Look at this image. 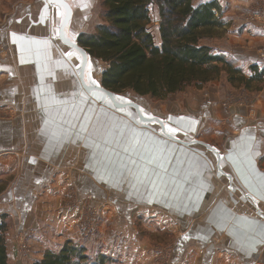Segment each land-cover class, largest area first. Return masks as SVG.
<instances>
[{"label": "crops", "instance_id": "1", "mask_svg": "<svg viewBox=\"0 0 264 264\" xmlns=\"http://www.w3.org/2000/svg\"><path fill=\"white\" fill-rule=\"evenodd\" d=\"M69 1L74 16L68 31L74 32L75 0ZM83 2L81 10L88 7ZM194 2L216 3L227 26L221 38L205 43L246 77L253 67L264 74L258 56L263 22L252 19L264 12V0ZM54 14L45 0H0V224L5 216L10 223L8 264H30L22 261L19 241L31 231L35 263L47 250L60 251L79 238L73 231L77 214L64 203L74 195L114 204L110 215L124 223V235L116 245L101 235L102 247L118 256L132 253L134 264L143 263L147 246V239L136 240V217L148 219L150 231L172 222L182 226L172 264H264V219L258 215L264 216V88L243 100L248 106L231 109L223 102L229 96L237 102L242 93L227 75L184 93L196 97L187 99L190 112L152 113L132 99L177 138L215 152L184 147L112 114L82 89L75 57L68 59L54 40ZM100 63L94 60L88 73L97 82L105 72ZM202 93L208 96L202 99Z\"/></svg>", "mask_w": 264, "mask_h": 264}, {"label": "trees", "instance_id": "2", "mask_svg": "<svg viewBox=\"0 0 264 264\" xmlns=\"http://www.w3.org/2000/svg\"><path fill=\"white\" fill-rule=\"evenodd\" d=\"M159 19L161 45L150 30L151 12ZM103 24L79 44L90 56L106 64L101 83L117 94L132 91L139 97L160 101L203 86L227 75L235 88L252 93L264 87V74L255 67L246 77L226 56L216 54L206 41L221 38L226 24L216 3L194 0H102ZM3 217L0 224V264H8ZM91 262L86 248L68 241L59 252L48 251L36 264H105Z\"/></svg>", "mask_w": 264, "mask_h": 264}, {"label": "rangeland", "instance_id": "3", "mask_svg": "<svg viewBox=\"0 0 264 264\" xmlns=\"http://www.w3.org/2000/svg\"><path fill=\"white\" fill-rule=\"evenodd\" d=\"M83 1L85 0H75V19L73 23L74 32L80 33L81 35H91L96 32V28L103 24V20L101 18V11H102V0H87L88 7L84 10H81V6H83ZM198 2V0H197ZM80 7V8H79ZM157 13L155 11L151 12V24L149 26L150 30L152 31L156 43H159V32H158V26H159V19L156 15ZM216 41V40H215ZM264 51V48H261L258 54L260 55L261 52ZM260 57V56H259ZM103 67V70H106L107 66L103 62L100 63ZM100 77V76H98ZM229 83V82H228ZM215 84H218L217 82ZM230 84V83H229ZM208 85V84H207ZM206 85V86H207ZM221 85L216 86L214 88V91H217L218 89H221ZM205 86V87H206ZM195 86H192L185 90L183 93H179L174 96L168 97L164 101H160L157 99H153L151 97H139L132 91H127L122 93L124 96H127L131 99H135L138 102L142 103L147 110L156 113L166 114L169 111L176 112L178 111H188L190 112V104L188 103V100H196V97H190L187 96V99L183 96L184 93H187V91H193ZM196 88V87H195ZM203 88V87H202ZM232 88L237 91L241 92V98L239 101L234 102L236 99V96H229L224 102L223 107L227 109H231L236 104H242V105H249V102L243 101L247 97L249 99H253L252 92H245L243 88H235L232 86ZM264 88V87H263ZM199 89V88H198ZM230 93V92H229ZM250 94V95H249ZM202 99L206 98L208 96V93H202ZM250 96V97H249ZM188 104L185 107H180L179 104ZM201 111L198 109L195 110V113L198 114V112ZM76 197H73L72 200H68L65 198L64 203L68 204V208L72 210L74 213L77 214L76 220H74V232L75 234H78V239H71L74 244L81 246L83 248H86V252L89 254L90 261L91 262H100L102 256H106L108 258V261L105 264H125L124 257L126 256L125 253H121V256H118L117 250H104L103 244L106 239L108 240H114V244L116 245V239L119 237H122L124 235L122 227H124V223H119V218L117 215H110L112 213V205H114L111 202L106 201H99V202H87L82 201V196L80 195H74ZM108 215V219L104 220V215ZM150 219V218H149ZM167 218H163V222L159 221V224L162 226L165 225ZM139 225H137V229L139 234H137L136 240L137 242L141 241L143 244L145 239H147V245L145 247V254H142L145 256L143 258L142 264H172L173 258L175 257L176 248H177V239L181 235V227L179 224L172 222L170 223L169 227L166 228H156V231H150L149 227L145 225L146 222L144 220H148L145 218L136 217L133 218V221ZM149 221V220H148ZM5 223L8 227V230L10 229L8 218L5 216ZM171 226V227H170ZM7 230V232H8ZM133 230V229H132ZM134 231V230H133ZM130 232L129 234H126L128 237H134V232ZM34 232L28 233L26 236H23L22 239L19 241V250L22 255V261L24 263H30L34 264V259H32L33 254L35 252V248L31 245L30 240L34 236ZM103 235L106 239H103ZM124 237V236H123ZM20 239V238H19ZM67 243V242H66ZM134 241L132 239V242L130 245H133ZM65 245V243H64ZM136 245V243H134ZM61 250V249H60ZM50 250H47L48 252ZM45 252V253H46ZM52 252H59L58 251H52ZM127 264H134V258L132 253H129ZM32 259V260H31ZM38 263V262H37ZM36 264V263H35Z\"/></svg>", "mask_w": 264, "mask_h": 264}, {"label": "water", "instance_id": "4", "mask_svg": "<svg viewBox=\"0 0 264 264\" xmlns=\"http://www.w3.org/2000/svg\"><path fill=\"white\" fill-rule=\"evenodd\" d=\"M54 11V18L57 17V27L53 30L54 40L66 50V57L74 56L75 63L72 64L76 70L77 77L82 89L94 100L101 103V106L107 108L112 114H120L135 125L153 130L158 136L166 138L174 143L181 144L184 147L195 149V146H202L209 150H213L209 145L197 140L187 139L186 141L176 137L175 130L169 128L163 120L149 114L142 105L136 104L131 98L114 93L102 86L101 82H97L89 73L90 66L96 60L79 45V35L68 30L72 27L74 9L69 0H45ZM69 32V34H68ZM63 50V51H64ZM136 114L134 117L133 114ZM150 125H157L160 129H152ZM196 151V150H195ZM214 151V150H213ZM215 152V151H214ZM258 215L264 219V216L258 212Z\"/></svg>", "mask_w": 264, "mask_h": 264}, {"label": "built area", "instance_id": "5", "mask_svg": "<svg viewBox=\"0 0 264 264\" xmlns=\"http://www.w3.org/2000/svg\"><path fill=\"white\" fill-rule=\"evenodd\" d=\"M252 17V19H258L259 21L263 22L262 26L264 27V12L254 14ZM260 57L264 59V51L260 53Z\"/></svg>", "mask_w": 264, "mask_h": 264}]
</instances>
